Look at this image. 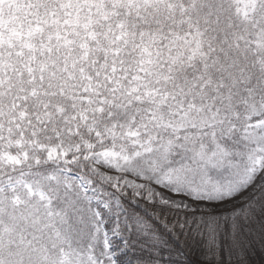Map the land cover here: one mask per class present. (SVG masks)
Masks as SVG:
<instances>
[{
    "label": "snow or ice",
    "instance_id": "6c2138e0",
    "mask_svg": "<svg viewBox=\"0 0 264 264\" xmlns=\"http://www.w3.org/2000/svg\"><path fill=\"white\" fill-rule=\"evenodd\" d=\"M257 225L264 0H0V264H233Z\"/></svg>",
    "mask_w": 264,
    "mask_h": 264
},
{
    "label": "trees",
    "instance_id": "16d2710c",
    "mask_svg": "<svg viewBox=\"0 0 264 264\" xmlns=\"http://www.w3.org/2000/svg\"><path fill=\"white\" fill-rule=\"evenodd\" d=\"M257 231L247 238L242 258H233V264H264V239L261 238L259 226ZM195 258V257H194Z\"/></svg>",
    "mask_w": 264,
    "mask_h": 264
}]
</instances>
